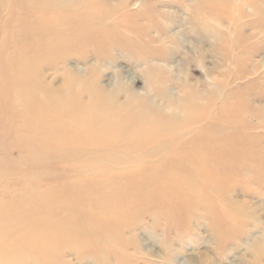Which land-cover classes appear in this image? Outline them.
<instances>
[{
  "label": "rangeland",
  "instance_id": "obj_1",
  "mask_svg": "<svg viewBox=\"0 0 264 264\" xmlns=\"http://www.w3.org/2000/svg\"><path fill=\"white\" fill-rule=\"evenodd\" d=\"M0 264H264V0H0Z\"/></svg>",
  "mask_w": 264,
  "mask_h": 264
},
{
  "label": "bare ground",
  "instance_id": "obj_2",
  "mask_svg": "<svg viewBox=\"0 0 264 264\" xmlns=\"http://www.w3.org/2000/svg\"><path fill=\"white\" fill-rule=\"evenodd\" d=\"M97 3H98V2H97ZM97 3H96V4H97ZM99 4H100V3H99ZM92 6H93V5H92ZM90 7H91V6H90ZM102 7H103V5H102L100 8H102ZM98 8H99V7H98ZM124 8H125V7H124ZM102 9H103V8H102ZM91 10H92V9H91ZM103 10H104V9H103ZM101 11H102V10H101ZM101 11H100V12H101ZM105 11L107 12V10H105ZM110 11H111V10H110ZM110 11H109V12H110ZM103 13H104V12H103ZM94 14H95V13H94ZM100 14H102V13H100ZM104 14H106V13H104ZM113 14H114V13H113ZM113 14H112V15H113ZM195 17H197V16H195ZM203 19H204V18H203ZM197 24H199V22H198ZM104 28H106V27H104ZM126 29H127V28H126ZM116 31H117V30H116ZM116 31H115V32H116ZM147 38H148V37H147ZM138 39H139V38H138ZM140 41H141V40H140ZM140 44H141V43H140ZM144 45H145V44H144ZM146 47H147V46H146ZM155 71L157 72V70H155ZM163 76H164V75H163ZM164 83H166V82H164ZM162 84H163V83H162ZM162 84H161V85H162ZM194 99H195V94H194V93H193L192 95H190V94L187 95V101H192V100H194Z\"/></svg>",
  "mask_w": 264,
  "mask_h": 264
}]
</instances>
